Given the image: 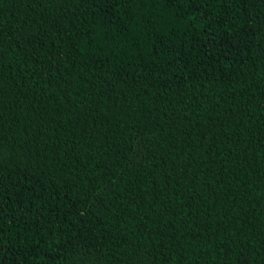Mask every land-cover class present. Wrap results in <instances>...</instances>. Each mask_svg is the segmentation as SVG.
Returning <instances> with one entry per match:
<instances>
[{
	"label": "trees",
	"instance_id": "1",
	"mask_svg": "<svg viewBox=\"0 0 264 264\" xmlns=\"http://www.w3.org/2000/svg\"><path fill=\"white\" fill-rule=\"evenodd\" d=\"M0 264H264V0H0Z\"/></svg>",
	"mask_w": 264,
	"mask_h": 264
}]
</instances>
